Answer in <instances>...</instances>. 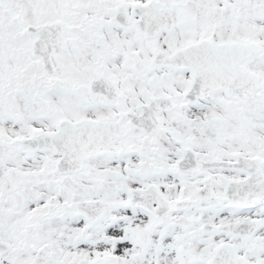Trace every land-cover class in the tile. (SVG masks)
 I'll list each match as a JSON object with an SVG mask.
<instances>
[{"label": "snow or ice", "instance_id": "snow-or-ice-1", "mask_svg": "<svg viewBox=\"0 0 264 264\" xmlns=\"http://www.w3.org/2000/svg\"><path fill=\"white\" fill-rule=\"evenodd\" d=\"M0 264H264V0H0Z\"/></svg>", "mask_w": 264, "mask_h": 264}]
</instances>
